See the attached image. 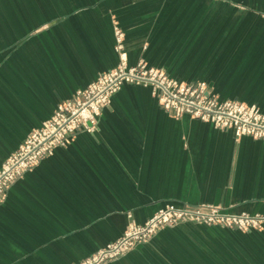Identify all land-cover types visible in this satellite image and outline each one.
Returning a JSON list of instances; mask_svg holds the SVG:
<instances>
[{
	"label": "crops",
	"instance_id": "crops-1",
	"mask_svg": "<svg viewBox=\"0 0 264 264\" xmlns=\"http://www.w3.org/2000/svg\"><path fill=\"white\" fill-rule=\"evenodd\" d=\"M145 60L264 111V0H0V167L27 136L119 63ZM264 215V139L164 110L126 83L0 203V264H76L166 204ZM106 264H264V229L166 227Z\"/></svg>",
	"mask_w": 264,
	"mask_h": 264
},
{
	"label": "built area",
	"instance_id": "built-area-1",
	"mask_svg": "<svg viewBox=\"0 0 264 264\" xmlns=\"http://www.w3.org/2000/svg\"><path fill=\"white\" fill-rule=\"evenodd\" d=\"M115 32L118 65L77 91L71 99L61 102L51 118L33 130L19 149L7 158L0 167V203L18 179L53 155L57 148L70 145L78 132L97 131L102 110L111 104L114 94L126 83L151 87L159 105L175 118L188 114L211 122L218 129L232 130L237 138L264 139V111L258 105L221 98L209 83L178 80L165 70L150 66L145 60L129 66L125 33L118 25ZM186 222L243 232L264 229L262 214L233 213L222 205L211 203L166 204L144 223L131 220L120 238L76 264H106L127 254L139 243L149 241L161 229Z\"/></svg>",
	"mask_w": 264,
	"mask_h": 264
},
{
	"label": "rangeland",
	"instance_id": "rangeland-1",
	"mask_svg": "<svg viewBox=\"0 0 264 264\" xmlns=\"http://www.w3.org/2000/svg\"><path fill=\"white\" fill-rule=\"evenodd\" d=\"M166 228V227H165ZM159 232V231H158Z\"/></svg>",
	"mask_w": 264,
	"mask_h": 264
}]
</instances>
